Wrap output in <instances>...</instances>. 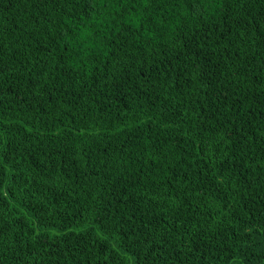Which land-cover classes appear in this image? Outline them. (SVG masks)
Segmentation results:
<instances>
[{
    "label": "trees",
    "instance_id": "obj_1",
    "mask_svg": "<svg viewBox=\"0 0 264 264\" xmlns=\"http://www.w3.org/2000/svg\"><path fill=\"white\" fill-rule=\"evenodd\" d=\"M0 264H264V0H0Z\"/></svg>",
    "mask_w": 264,
    "mask_h": 264
}]
</instances>
